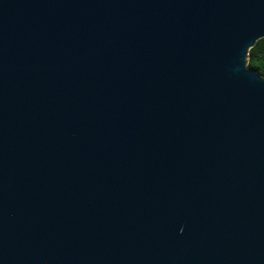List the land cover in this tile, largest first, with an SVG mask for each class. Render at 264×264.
<instances>
[{"label": "water", "instance_id": "obj_1", "mask_svg": "<svg viewBox=\"0 0 264 264\" xmlns=\"http://www.w3.org/2000/svg\"><path fill=\"white\" fill-rule=\"evenodd\" d=\"M264 0H0V264H264Z\"/></svg>", "mask_w": 264, "mask_h": 264}, {"label": "trees", "instance_id": "obj_2", "mask_svg": "<svg viewBox=\"0 0 264 264\" xmlns=\"http://www.w3.org/2000/svg\"><path fill=\"white\" fill-rule=\"evenodd\" d=\"M247 64L264 77V37L248 50Z\"/></svg>", "mask_w": 264, "mask_h": 264}]
</instances>
